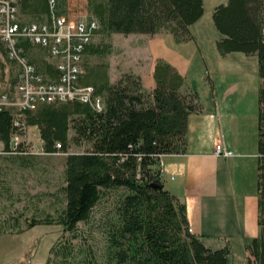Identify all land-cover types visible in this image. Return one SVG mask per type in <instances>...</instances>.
<instances>
[{
  "label": "trees",
  "instance_id": "trees-1",
  "mask_svg": "<svg viewBox=\"0 0 264 264\" xmlns=\"http://www.w3.org/2000/svg\"><path fill=\"white\" fill-rule=\"evenodd\" d=\"M87 4L89 17L98 20L97 31L152 35L165 30L177 42L193 39L189 26L203 14L202 0H87ZM19 11L24 20L42 21L48 3L19 0ZM212 19L222 35L216 41L221 55L240 51L258 57L259 231L245 249L247 264H264V0H228L214 8ZM19 45L40 73L57 78L51 63L30 56L35 45L26 38H20ZM89 45L84 53L104 51ZM153 76L155 87L147 89L138 74L125 72L111 82L101 68L91 78L79 79L80 85L93 86L101 96L100 111L78 100L42 103L23 111L26 125L37 127L47 152H55L57 142L65 152L72 145L85 147L65 157L62 210L55 217L30 218L28 228L56 223L63 235H74L78 223L87 221L93 208L113 194L112 216L104 224L110 247L107 262L94 255L77 257L74 244L66 239L49 248L45 264H227L228 244L211 249L200 235L188 231L185 206L164 188L158 165L161 155L185 151L188 115L199 112L201 104L167 62L157 60ZM12 118L11 109L0 111V141L5 146L15 132Z\"/></svg>",
  "mask_w": 264,
  "mask_h": 264
},
{
  "label": "crops",
  "instance_id": "crops-1",
  "mask_svg": "<svg viewBox=\"0 0 264 264\" xmlns=\"http://www.w3.org/2000/svg\"><path fill=\"white\" fill-rule=\"evenodd\" d=\"M202 1V16L189 26L192 40L177 42L165 30L152 35L137 33L140 35L136 41L138 52L151 57L148 71L141 63L140 67L130 69L124 58L115 64L105 61L98 67L111 82L131 71L141 77L147 89H153L154 66L157 60H162L182 75L184 88L197 94L201 110L188 115L185 151L163 154L159 158L162 184L184 204L191 233L200 235L211 249L228 244L227 264H247L245 246L259 231L258 57L240 51L221 55L216 41L222 35L214 22L215 30L210 19L203 20V16L207 10L212 16L214 8L228 0ZM19 19L31 22L24 20L20 11ZM118 41L122 43V38L118 37ZM89 47L97 46L90 44ZM197 57L202 59V65L195 63ZM30 127L37 129L34 125H27L26 129ZM219 142L234 154L216 156L214 147ZM1 180L9 182V178L0 176ZM234 243L243 247L246 253L231 262Z\"/></svg>",
  "mask_w": 264,
  "mask_h": 264
},
{
  "label": "rangeland",
  "instance_id": "rangeland-1",
  "mask_svg": "<svg viewBox=\"0 0 264 264\" xmlns=\"http://www.w3.org/2000/svg\"><path fill=\"white\" fill-rule=\"evenodd\" d=\"M58 9L67 20H83L91 14L87 0H58ZM206 17L215 30L208 10L204 13L203 20ZM132 34L97 31L91 44L104 51L99 55L89 53L83 56L82 78L94 76L101 69L98 64H104L105 61L115 64L121 58L128 62L130 69L140 67L141 63L148 71L151 57L138 52L139 44L136 41L140 35ZM118 37L122 38V43L118 41ZM3 50L0 43L2 77L13 85L18 69ZM30 56L40 62L54 63L45 49L36 46L30 49ZM196 62L202 65L200 57L196 58ZM24 138L32 146L39 145V132L34 127L25 130ZM84 149L83 145H72L67 152L57 148L54 153L45 155L0 156V176L9 178L8 183L2 180L0 182V264H45L50 256L49 248L58 240L66 239L74 244L77 257L88 254L94 255L99 262H107L110 247L104 224L112 216L113 194L93 208L87 221L78 223L74 235H63L61 225L56 223L38 224L31 228L26 223L30 218H45L47 215L55 217L62 210L65 205L61 189L65 184V157L68 152H82ZM234 244L231 262L237 260L236 256L246 253L243 247Z\"/></svg>",
  "mask_w": 264,
  "mask_h": 264
},
{
  "label": "built area",
  "instance_id": "built-area-1",
  "mask_svg": "<svg viewBox=\"0 0 264 264\" xmlns=\"http://www.w3.org/2000/svg\"><path fill=\"white\" fill-rule=\"evenodd\" d=\"M47 3L48 13L44 20L21 22L19 0H0V43L6 57L18 69L12 85L3 79L0 68V111H13L12 124L15 128L8 145L0 143V156L49 154L42 141L32 146L23 139L27 127L24 110H33L42 103L70 100L87 103L98 111L103 108L102 98L95 93L94 87L79 84L84 51L99 28L98 20L92 16L77 21L67 20L58 12L57 0H47ZM20 38H26L30 44L49 53L58 72L56 79L47 78L29 62L19 45ZM56 147L60 148L59 142ZM214 154L228 157L234 152L219 142L214 147ZM158 165L161 171L160 161Z\"/></svg>",
  "mask_w": 264,
  "mask_h": 264
},
{
  "label": "bare ground",
  "instance_id": "bare-ground-1",
  "mask_svg": "<svg viewBox=\"0 0 264 264\" xmlns=\"http://www.w3.org/2000/svg\"><path fill=\"white\" fill-rule=\"evenodd\" d=\"M83 60V59H82ZM83 67V66H82ZM83 74V73H82Z\"/></svg>",
  "mask_w": 264,
  "mask_h": 264
}]
</instances>
